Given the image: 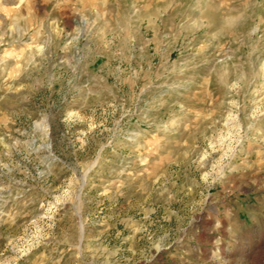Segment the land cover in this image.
Instances as JSON below:
<instances>
[{
  "label": "rangeland",
  "instance_id": "1",
  "mask_svg": "<svg viewBox=\"0 0 264 264\" xmlns=\"http://www.w3.org/2000/svg\"><path fill=\"white\" fill-rule=\"evenodd\" d=\"M0 264H264V0H0Z\"/></svg>",
  "mask_w": 264,
  "mask_h": 264
}]
</instances>
